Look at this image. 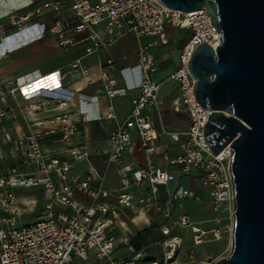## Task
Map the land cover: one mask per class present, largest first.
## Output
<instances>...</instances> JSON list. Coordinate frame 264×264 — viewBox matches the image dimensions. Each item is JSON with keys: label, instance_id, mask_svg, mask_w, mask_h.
I'll use <instances>...</instances> for the list:
<instances>
[{"label": "built area", "instance_id": "2783aa9c", "mask_svg": "<svg viewBox=\"0 0 264 264\" xmlns=\"http://www.w3.org/2000/svg\"><path fill=\"white\" fill-rule=\"evenodd\" d=\"M29 6L34 7L37 16L54 14L50 25L43 26L61 48L89 42L86 56L100 55L125 39L135 38L138 42L137 65L119 70L120 78H117L115 61H101L97 80L100 87L92 96H75L74 120L63 114L51 127L39 131L33 130L32 126L37 124L32 123L28 133L13 141L10 159L14 165L0 174V210L5 213L0 215V264H74L78 260L87 264H159L145 260L144 253L136 250L129 235H117L119 226L128 228L127 223L121 221L125 210L132 211L134 218H142L148 224L151 221L146 216L152 212L162 213L168 223L160 227V232L166 238L172 237L177 227H182L192 230L195 245L206 243L208 234H212L214 241H220V229L206 232L190 216L178 219L172 216L169 202L180 198L200 202V195L180 188L169 194L166 203L159 196V188L168 186L175 179L168 167L179 166L185 175L196 169L204 174L202 183L208 189L214 213L212 220L220 223L223 214L235 220L232 151L230 149L225 156H216L206 143L203 132L212 111L196 100V79L189 68L195 49L207 43L216 51L221 44L222 34L212 22L208 9L184 13L160 0H30ZM25 20L14 18L11 23L21 31L26 28ZM178 28L189 30L192 36L181 50L180 65L174 66L164 81H158L159 58L155 50L172 46L173 30ZM81 35L84 38L78 40ZM132 70L137 74L135 82L128 78ZM71 71L72 75L58 76L63 88L72 76L77 81L93 83L81 60L72 64ZM165 82H173L178 87L179 99L174 103V110L187 115L188 126L183 132L170 134L180 142L182 154L171 159L165 152L163 158L168 167L161 169L155 166L153 157L157 154L160 137L169 133L165 129L158 131L150 114L160 111L159 95ZM31 90V82L25 77L0 82V101L5 105L0 109V123L5 116H15V107L7 104L8 96L21 93L30 100L32 95L41 94L39 91L31 93ZM131 93L132 108L128 117L109 133V149L97 152L106 157L107 168L116 165L119 188H107L105 176L90 166L83 173H72L74 164L88 156L84 148L71 147L60 156L52 155L46 148L45 142L58 134H61V142L70 145V138L78 132V127L71 125L74 121L114 120L112 108L107 114L102 113L101 97L113 100ZM65 106V102L57 104L58 110ZM6 138L12 141L9 136ZM136 152L144 155V166L126 159ZM68 156L73 162L67 159ZM33 188L43 190L44 214L31 223L18 225L16 217L12 216L15 213L12 208L16 209L18 203L15 191ZM79 196L86 198L88 203ZM173 241L176 245L177 239ZM121 248L133 254L130 260L116 259Z\"/></svg>", "mask_w": 264, "mask_h": 264}, {"label": "crops", "instance_id": "0c3cea01", "mask_svg": "<svg viewBox=\"0 0 264 264\" xmlns=\"http://www.w3.org/2000/svg\"><path fill=\"white\" fill-rule=\"evenodd\" d=\"M29 3L30 0H0V82L5 83L17 77H25L31 82V93L39 91L43 94L47 93L49 96L35 99L33 101L35 105L32 108H30L29 104H26L27 102L24 103L22 101L18 103L15 106V120H9L10 123H7V120L4 123L2 120L0 127H4L3 131L5 133V137L0 138L2 146H10V149L4 155L7 158H11L13 141L18 136L28 133L30 131L28 126H32V123L37 124L36 126H32L33 130L39 131L51 127L55 119L61 117L63 114L69 117L71 116L72 120L75 119L77 111L75 96L78 94L92 96L100 87V82L97 80L101 61L107 59H113L115 61L118 68V71L115 72L117 78H120L119 70L134 68L137 65L138 42L135 38L125 39L113 48L103 50L100 55H85V50L90 44L87 41H82L78 45L68 49L61 48L50 35L48 29L43 26L46 25L48 27L50 25L54 14L49 12L42 16L34 15V7H27ZM14 18L26 19L24 22L26 28L17 31L11 23V20ZM83 38L84 36L81 35L78 37V40H82ZM155 54L158 56L156 51ZM77 60H81L82 65L89 70V78L93 83L87 84L85 81H77L72 76L70 82L66 83L63 88L62 84L58 81V76L61 74L72 75L71 66ZM128 78L130 81L135 82L137 79L135 71L132 70L128 74ZM165 78L161 81H164ZM156 79L158 80L157 77ZM132 95L131 93L126 97H118L113 100L102 96L100 100L101 111L107 114L109 109L112 108L116 116L114 120L88 123L74 121L71 125H76L78 132L70 138V145L61 142V134H58L45 142L46 148L52 152V155L59 156L71 147L84 148L88 156L84 161L74 164L72 173L74 175L83 173L90 166L95 168L100 175L105 176V185L107 188H119L120 183L116 165L112 164L107 168L106 157L98 155L97 152L99 150L109 149V133L116 125L123 123L128 117L132 108ZM159 99L161 104L160 111H154L150 115L158 131H162L163 129L167 131V128L171 131H167L169 134L160 137L157 154L153 159L157 168L165 169L168 167L163 158L165 152L171 159H175L182 154L180 142L175 141L170 134L185 131L188 126V117L184 112H176L174 110V103L179 99V91L176 84H174V89L171 92L168 91L161 97L159 95ZM60 102H65L66 106L58 110L57 104ZM4 107L5 105L0 101V109ZM166 111L172 112L173 115L166 118ZM174 114L186 115L187 117V122L180 132L173 130L177 124L174 118L176 115ZM6 127L13 128L15 134H11L13 129H8L7 131ZM7 136L12 137V141H8ZM181 141H183L182 138ZM4 156L0 152V159H3ZM67 159L73 162L71 156H68ZM126 159L133 160L141 166L145 165V158L141 152H136L133 157H127ZM168 169L174 174L175 179L168 186H161L159 188V196L162 202L166 203L169 194L176 193L180 188L192 191L202 197L200 202H196L190 198H180L169 202L168 206L173 218L178 219L179 217L187 215L193 221L196 220L195 222H198V218L201 216H205V220L212 219L214 213L210 203L208 189L203 186V179L200 172L193 169L190 174L185 175L181 173L179 166H171ZM22 198L21 202L27 206L32 205V207H35L37 205L36 203L38 201L36 199L29 200L33 202L26 204L27 202L24 199H29V197ZM79 198L83 202L88 203L86 198L82 196H79ZM193 202L196 207H194ZM134 217L135 215L132 211L125 210L121 221L126 222L128 228L119 226L116 233L118 236L129 235L132 238V243L136 250L142 251L145 257L151 247L161 245V240L166 239L161 234L160 227L166 225L168 222L163 218L162 213L156 212H152L146 216L151 221V224L146 223L142 218L138 219ZM193 218L197 219L194 220ZM139 234L141 235L139 236ZM138 247H140V250H138ZM128 253L125 248H121L116 253V259L118 261L130 260L133 255L130 257ZM76 263L79 262L76 261L74 264ZM83 264L87 263L83 262ZM90 264L96 263L93 262Z\"/></svg>", "mask_w": 264, "mask_h": 264}, {"label": "water", "instance_id": "95a60500", "mask_svg": "<svg viewBox=\"0 0 264 264\" xmlns=\"http://www.w3.org/2000/svg\"><path fill=\"white\" fill-rule=\"evenodd\" d=\"M160 1L184 13L207 8L222 34L216 51L204 43L189 62L195 98L212 111L204 139L216 156L232 151L234 248L216 264H264V0ZM191 36L187 29L173 30L174 66Z\"/></svg>", "mask_w": 264, "mask_h": 264}, {"label": "rangeland", "instance_id": "374dc122", "mask_svg": "<svg viewBox=\"0 0 264 264\" xmlns=\"http://www.w3.org/2000/svg\"><path fill=\"white\" fill-rule=\"evenodd\" d=\"M171 47L166 48H157L155 51L157 52L160 63H159V72L157 74V78L159 81H161L164 77H167L169 73L173 70L174 64L170 56ZM52 87V84H51ZM174 89V83L173 82H165L160 94V97L163 96L166 92ZM50 90V89H49ZM52 90V89H51ZM47 91V90H46ZM179 91V89H178ZM180 93V91H179ZM49 95L47 93L43 94L41 93L38 96L32 95V98L30 100H26L21 93H16L14 96L9 95L7 98V104L15 107L18 103L24 101L26 104H33L35 99H38L40 97L46 98ZM16 115V112H14ZM166 118L169 116H172V112L166 111ZM176 115V114H174ZM176 119V127L173 129L176 132H180L183 130L185 123L187 122L186 115H176L174 117ZM164 119V117H163ZM4 123H6L5 120H7V123H10L11 120H15L14 117H7L2 119ZM10 120V121H9ZM7 131L8 128L6 127ZM167 131H171L167 128ZM12 135L14 133V129L11 133ZM5 137V133L3 131V128L0 127V138ZM12 138V137H11ZM10 149V146H2V141L0 139V152L2 156L5 155V152H7ZM10 161V158L5 157L3 159H0V174H4L5 170L7 169ZM201 177H203V173H201ZM17 197H18V203L16 204L15 208H12V210L15 212L12 214V216L16 217V223L18 225L21 224H27L31 223L35 220L40 219L44 214V208H45V202L43 195V190L38 188L33 189H19L15 191ZM22 197H29V199H24L27 203L31 204L32 202L29 200L36 199L38 202L35 207H32V205H23L22 204ZM194 207H196L195 203L193 202ZM5 214L2 210H0V215ZM9 214V213H8ZM223 219L220 223H215L212 219H206L205 216H201L198 218L199 224L197 226L202 229L203 231L210 232L214 229H220L222 232V239L220 241H214L212 234L207 235V242L201 245H195L194 243V234L190 228H182L177 227V229L173 232V236L170 238H166L164 240H161V245H154V247H151L150 250L147 252V255L145 256V260L147 259H158L159 262H162V264H216L221 259L229 258L233 252V242H234V226H235V220L234 217L223 214ZM194 220L197 218H193ZM196 221V220H195ZM177 239V244L174 245V241ZM130 257L133 255L132 253H128ZM164 257V260H162L161 257ZM128 256V258H130ZM76 264H83L82 261L78 260ZM141 264H146V262H143Z\"/></svg>", "mask_w": 264, "mask_h": 264}, {"label": "trees", "instance_id": "16d2710c", "mask_svg": "<svg viewBox=\"0 0 264 264\" xmlns=\"http://www.w3.org/2000/svg\"><path fill=\"white\" fill-rule=\"evenodd\" d=\"M9 164H10V165H8V166H13V165H14V161L10 159ZM140 235H141V234H139V236H140ZM143 240H145V239H143ZM138 250H140V247H138ZM161 258H162V260H164V257H163V256H162ZM150 261H151V262H157V263H159V264H162V262H163V261H162V262H159L158 259H154V260H150Z\"/></svg>", "mask_w": 264, "mask_h": 264}, {"label": "bare ground", "instance_id": "6f19581e", "mask_svg": "<svg viewBox=\"0 0 264 264\" xmlns=\"http://www.w3.org/2000/svg\"><path fill=\"white\" fill-rule=\"evenodd\" d=\"M9 1H11V0H9ZM5 126V125H4ZM230 153V148L229 147H227L220 155L221 156H225V155H228Z\"/></svg>", "mask_w": 264, "mask_h": 264}]
</instances>
